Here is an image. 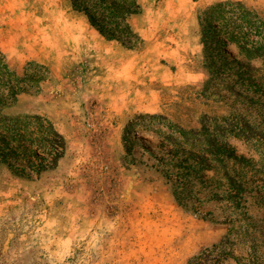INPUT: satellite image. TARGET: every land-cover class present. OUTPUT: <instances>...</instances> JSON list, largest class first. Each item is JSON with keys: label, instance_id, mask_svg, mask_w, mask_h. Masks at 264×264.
<instances>
[{"label": "rangeland", "instance_id": "1", "mask_svg": "<svg viewBox=\"0 0 264 264\" xmlns=\"http://www.w3.org/2000/svg\"><path fill=\"white\" fill-rule=\"evenodd\" d=\"M137 2L125 42L87 0H0V50L29 78L6 112L66 141L39 178L0 163V264H264V96L217 10L264 0Z\"/></svg>", "mask_w": 264, "mask_h": 264}, {"label": "trees", "instance_id": "2", "mask_svg": "<svg viewBox=\"0 0 264 264\" xmlns=\"http://www.w3.org/2000/svg\"><path fill=\"white\" fill-rule=\"evenodd\" d=\"M87 1L89 5H85L83 10L101 33L111 39L130 42L132 29L128 15L140 8L137 0ZM232 4L230 9H217L222 14L218 23L222 41L225 46L233 48L239 59L240 74L248 75V90L264 96V17L241 2ZM212 33H216L215 29ZM27 79L13 76L0 50V91L3 93L0 95V163L6 164L14 173L39 178L44 171L57 167L64 155L66 141L54 124L40 114L12 116L6 112V108L18 100L20 93L27 91L22 85ZM5 89L9 91L6 95ZM237 125L242 131L241 122ZM168 126L176 128L173 123H168Z\"/></svg>", "mask_w": 264, "mask_h": 264}, {"label": "crops", "instance_id": "3", "mask_svg": "<svg viewBox=\"0 0 264 264\" xmlns=\"http://www.w3.org/2000/svg\"><path fill=\"white\" fill-rule=\"evenodd\" d=\"M2 49L5 50V51H7V50H6V47H5L3 44H2Z\"/></svg>", "mask_w": 264, "mask_h": 264}]
</instances>
